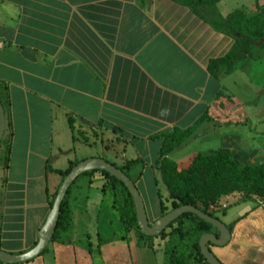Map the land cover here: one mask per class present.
Masks as SVG:
<instances>
[{"label": "crops", "instance_id": "obj_1", "mask_svg": "<svg viewBox=\"0 0 264 264\" xmlns=\"http://www.w3.org/2000/svg\"><path fill=\"white\" fill-rule=\"evenodd\" d=\"M208 10L200 8L201 19L175 0H0V85L9 123L7 169L0 148L2 251L20 254L35 246L60 172L91 158L124 168L129 179L131 174L147 219L155 222L168 197L159 151L173 132L189 130L216 106L221 90L252 104L244 108L248 123L205 121L167 160L182 166L197 154L226 150L235 161L238 150L249 157L264 149V130L248 126V108L264 97V69L257 62L251 70L240 65L229 75L210 76L209 62L224 57L233 39L213 28ZM97 184L100 199L90 202V191L75 208L63 243L49 244L26 264H165L158 248L137 245L134 232L125 239L121 229L107 236L114 223L120 225L119 216L109 192ZM256 207L221 221L231 236L227 245L211 247L221 264H264V215ZM92 220L98 226L90 233ZM97 235L100 255L93 258L81 242L90 236L95 245Z\"/></svg>", "mask_w": 264, "mask_h": 264}, {"label": "trees", "instance_id": "obj_2", "mask_svg": "<svg viewBox=\"0 0 264 264\" xmlns=\"http://www.w3.org/2000/svg\"><path fill=\"white\" fill-rule=\"evenodd\" d=\"M178 3L188 7L193 13L199 16V10L204 6L215 5L221 0H175ZM211 25L216 31L230 36L233 39V46L230 51L222 58L211 60L208 64L207 71L211 77L217 79L221 73L229 75L237 67L242 66L249 58L253 49H264V15L259 14L244 17L240 11H233L224 19L216 15L211 21ZM258 43V48L256 47ZM221 103L219 104V100ZM216 106L209 107L205 114L187 131L176 130L166 139L158 154V165L163 185L167 191V201L170 206H164L160 201V216L165 215L170 210L181 206H192L201 211L208 217L218 218L214 213L209 212L210 207H216L221 199L234 198L244 195L243 201L254 200L252 197L264 198V164L253 163V165L239 166L232 160L226 150H220L214 155L202 156L197 154L186 164L178 166L167 160L166 155L173 148L177 147L182 141L189 137L192 131L205 121L215 122L222 126H242L247 123L244 116V108L252 104H241L234 100L233 96L225 90H221L216 98ZM228 103V104H227ZM0 104L5 115V125L7 121V98L3 94V88L0 85ZM7 135L0 143V148L5 145ZM4 148L1 165L7 169L8 150ZM132 164V163H129ZM77 165V162L69 164L65 172H60L62 180ZM113 166V165H112ZM125 174L124 168L120 169ZM126 175V174H125ZM62 183V181H61ZM99 183L102 193L109 192L112 198V206L119 216V224L122 231V238H126L131 232L135 233L139 247L147 246L151 249L163 247L165 254V264H207L200 254L198 241L204 234H215L217 231L208 223L200 220L192 214H184L172 222L156 237H146L141 234L137 224L135 209L132 199L123 186L115 178L103 171H90L80 175L68 189L60 206V216L57 226L54 230L53 237L49 244L53 242L63 243L62 237L71 228L72 216L75 208L79 206L89 195L94 185ZM110 189V190H109ZM57 192V191H56ZM56 192L48 200L51 209ZM252 198V199H249ZM227 207L224 208V211ZM224 213V212H222ZM187 222V224L185 223ZM150 223V222H149ZM152 224V223H150ZM187 225V227L184 226ZM167 229H171L174 237L177 239L175 246H168L164 242ZM230 231V227H227ZM102 240L100 235L96 236L95 245L90 241V236L85 237L81 246L91 254L93 258L99 257V246ZM158 244L154 246L153 244ZM164 242V244H162ZM192 242L191 248L195 251L192 257L198 258L196 262H190L181 248L186 243ZM213 245L209 244L208 249L211 251ZM47 249L44 253L47 252ZM1 250V249H0ZM43 253V254H44ZM213 254V253H212ZM192 261V260H191Z\"/></svg>", "mask_w": 264, "mask_h": 264}, {"label": "water", "instance_id": "obj_3", "mask_svg": "<svg viewBox=\"0 0 264 264\" xmlns=\"http://www.w3.org/2000/svg\"><path fill=\"white\" fill-rule=\"evenodd\" d=\"M4 129L5 116L3 108L0 104V142L4 134ZM96 170L107 173L123 184L132 199L140 232L146 237L158 236L172 222H174L180 216L188 213L208 223L217 231L218 234H204L200 237L198 241L200 254L205 259L207 264H221L219 260H217V258L209 251L208 245L211 244L213 246L222 247L229 243L231 239L230 232L223 223L215 218L208 217L192 206H181L161 216L155 222L150 224L146 216L143 200L135 185L122 171L97 158H91L79 162L62 180V183L57 190L50 212L42 228L37 234V242L35 246L20 254H9L0 250V264H26L42 255L53 237L54 230L57 226L60 216V206L67 194L68 189L80 175Z\"/></svg>", "mask_w": 264, "mask_h": 264}, {"label": "rangeland", "instance_id": "obj_4", "mask_svg": "<svg viewBox=\"0 0 264 264\" xmlns=\"http://www.w3.org/2000/svg\"><path fill=\"white\" fill-rule=\"evenodd\" d=\"M216 6H217L216 4L212 5V6L211 5L207 6L209 10L206 11V16L209 18V20L213 21L215 19V16L219 15L218 12L221 14V16H224L223 17V19H224L228 14H230L231 12L236 11V10L240 11L244 17H250L253 15L259 14V12L264 15V0H222L220 2V4L218 5V7H216ZM257 46H258V43H256L255 48H258ZM248 57L249 58L245 61V63L242 64L243 69L251 70V67H253L254 63H257V62L260 63L258 69L259 70L264 69V49H253V51L251 52V54ZM259 101L260 102H259L257 107L252 106V107L248 108V110H249V124H248V126L252 130H254L255 132L264 130V124H258V119H257L259 117L264 118V97L261 96L259 98ZM247 113H248V111H246V115L244 113L245 118L247 117ZM244 150L246 151L249 149L245 148ZM91 151L93 152L92 149H91ZM247 156H248L247 154L242 153L241 150H238V152L236 153L235 163H237V165H239V166H247V165L250 166V165H253V163H263L264 164V149L261 150L260 152L252 154V156L250 154H249V157H247ZM127 158L129 159V158H131V156H127ZM129 177H130V179H133L131 174ZM97 187H98V184L94 185L93 189L91 190L92 192L90 193V199H89L90 202H95V201L100 199L99 190H96ZM1 188L2 187H1V183H0V200H1V192H2ZM165 194H166V191H165V193L161 192V195H165ZM244 197H246V196L239 194L237 197L227 201V203L230 206L225 211H224V208L222 207L217 212H214L216 217L219 219V221L220 222L221 221L227 222L229 220L235 219L241 213H243L244 211H246L250 207H252L254 205V203L257 205V207H261V209L263 210V215H264V198L252 197L254 200H249V201L243 202L245 204H241V203L235 204L234 203V199H236L237 202H241V201H243ZM252 198H249V199H252ZM251 201L254 203H251ZM227 203H225L223 206L227 207L228 206ZM163 204H164V206H167V207L170 206V203L167 201V199L163 200ZM170 211H172V210H170ZM222 212H225V215H224L225 218H223ZM150 218L151 217H149V219ZM185 223L187 224V222H185ZM186 224H184L185 227H187ZM95 226H98L96 224V221L92 220L91 222H89V232L90 233H92V231H94ZM120 229H121L120 225H118L117 222L114 223L112 225V227L107 231V236L110 237V234L113 232H115L114 234H117L120 231ZM166 232L169 233V235H165L166 237L164 239V242L165 241L167 242V239H168V243H167L168 246H175L177 244V239L174 237L173 233L171 232V229H167ZM121 237H122V235H121ZM164 242H162V244H164ZM157 244L158 243L155 242L153 245L156 246ZM191 245H192V242L186 243L184 246H182L181 251L186 257L189 258V256H190V262H193V261L197 262L198 258L192 257L195 251L191 248ZM157 251H159L158 253L160 255L159 256L160 258L165 257L163 247L160 246V248H158ZM193 264H196V263H193Z\"/></svg>", "mask_w": 264, "mask_h": 264}, {"label": "built area", "instance_id": "obj_5", "mask_svg": "<svg viewBox=\"0 0 264 264\" xmlns=\"http://www.w3.org/2000/svg\"><path fill=\"white\" fill-rule=\"evenodd\" d=\"M223 208H225V206Z\"/></svg>", "mask_w": 264, "mask_h": 264}]
</instances>
